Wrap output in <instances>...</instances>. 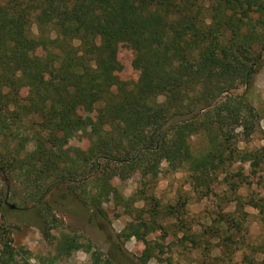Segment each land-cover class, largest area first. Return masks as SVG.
<instances>
[{
    "label": "trees",
    "instance_id": "16d2710c",
    "mask_svg": "<svg viewBox=\"0 0 264 264\" xmlns=\"http://www.w3.org/2000/svg\"><path fill=\"white\" fill-rule=\"evenodd\" d=\"M122 44L134 50L133 85L119 75ZM263 66L264 0H0V176L10 180L0 212L16 208L9 199L49 211L60 189L58 197L80 202L92 219L107 216L108 202L132 217L123 235L145 245L137 264L164 247L148 238L151 231L183 245L191 237L189 197L161 204L162 164L185 170L197 199L218 196L221 183L241 206L244 173L233 167L264 168V146H238L263 118L248 96ZM78 134L87 148L62 146ZM194 137L203 146L194 147ZM134 176L136 189L126 196L114 181ZM244 203L264 221V196ZM8 213L0 221V264H18L24 257ZM167 218H175L169 230ZM44 221L50 236L53 221ZM55 239L54 257L84 249L92 264H122L80 236L60 230Z\"/></svg>",
    "mask_w": 264,
    "mask_h": 264
},
{
    "label": "rangeland",
    "instance_id": "374dc122",
    "mask_svg": "<svg viewBox=\"0 0 264 264\" xmlns=\"http://www.w3.org/2000/svg\"><path fill=\"white\" fill-rule=\"evenodd\" d=\"M133 58L134 50L125 44L120 45L119 60L123 69L119 71V75L131 85L138 80V72L132 66ZM243 91L244 89L238 90L239 93ZM248 96L263 118L251 138L238 143L241 149L264 146V66L257 73L254 87L248 91ZM93 112L86 108L80 110L84 115H94ZM203 143L202 137L192 139L194 147L200 148ZM88 145L89 140L82 134L71 136L62 144L63 147L84 149ZM239 169L244 173V184L237 193L243 198L241 206L240 202L233 200L235 194L224 191L226 185L221 183L216 186L218 196L197 199L192 192L188 173L183 169L173 171L167 162H163L155 193L162 205L175 203L180 197H189L184 218L189 221L191 229L188 234L191 237L178 246L179 243H176L172 234L167 232L163 237L161 230L151 231L148 238L164 242V247L162 251L155 249L157 257L149 260L147 264H264V221L257 208L244 203L251 197L258 200L264 196V168L259 172L256 170L254 174L251 173L248 163H239L232 170L236 172ZM137 179L138 176H134L125 181L115 179L114 182L121 185L126 196H130L136 189ZM9 184L6 174L0 176V192ZM20 190L21 188L17 190L19 194ZM61 193L60 189L53 191L49 211L40 213L34 207L20 205L17 199H9L8 203L14 204L16 208L13 211L6 208L0 212V221L4 212H9L13 244L24 257H18V264H92L91 253L84 249L74 251L68 257H54L57 253L55 238L59 236L60 230L80 236L81 241L90 240L103 253V259L107 255L121 260L122 264H137V258L145 245L135 236L124 240L123 235L132 217L123 213L119 206L108 202L104 204L107 216L98 220L92 219L85 206L73 198L58 197ZM136 206H143V202H137ZM45 219L53 221V227L49 230L50 236L47 235ZM174 220L175 218L165 219L164 224L168 230ZM191 238L197 240V245L191 243Z\"/></svg>",
    "mask_w": 264,
    "mask_h": 264
},
{
    "label": "water",
    "instance_id": "95a60500",
    "mask_svg": "<svg viewBox=\"0 0 264 264\" xmlns=\"http://www.w3.org/2000/svg\"><path fill=\"white\" fill-rule=\"evenodd\" d=\"M12 207H15V205H14V204H12Z\"/></svg>",
    "mask_w": 264,
    "mask_h": 264
}]
</instances>
